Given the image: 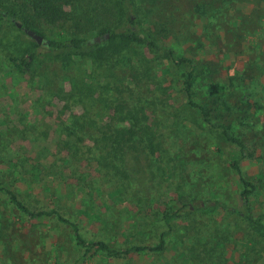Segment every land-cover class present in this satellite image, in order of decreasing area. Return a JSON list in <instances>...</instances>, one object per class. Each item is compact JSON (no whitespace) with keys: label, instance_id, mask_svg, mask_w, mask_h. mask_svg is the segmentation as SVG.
<instances>
[{"label":"rangeland","instance_id":"374dc122","mask_svg":"<svg viewBox=\"0 0 264 264\" xmlns=\"http://www.w3.org/2000/svg\"><path fill=\"white\" fill-rule=\"evenodd\" d=\"M219 1L131 0L124 6L131 8L126 14L138 20L137 30L194 59L193 100L203 106L212 124L226 123L254 150L251 157H241L240 166L255 184L249 201L252 215L257 216L264 213V0ZM104 5L113 9L112 17L100 15L97 31L69 24L41 25L39 33L45 39L41 59L27 72L17 70L9 57L23 55L34 40L3 21L0 185L13 189L30 206H59L84 236L116 249L155 244L165 231L164 248L128 254L96 249L83 255L69 226L49 217L28 219L0 193V264H264V220L252 231L244 229L241 185L230 165L238 147L226 142L219 128L206 124L201 110L185 99V64H175L163 50L137 42L113 54L106 64L101 55H110L101 38L95 42L98 46L85 50L46 48V39L93 40L99 29L130 25L119 22L118 0H72L64 6L70 12L84 8L83 16L87 11L86 17L92 18ZM104 76L116 82L111 100L118 92L122 104L134 106L133 112L125 110V125L141 116L146 127L142 150L130 153L127 168L135 176L124 197L117 193L119 185L112 177L97 176L98 164L109 165L112 160L107 150L95 157L87 148H83L86 156L73 148L66 151L67 143L78 139L71 125L73 115L81 112L72 94L74 85L93 83L91 99L98 104L107 94L102 89ZM211 81L222 86L216 97L207 90ZM241 115L256 117L262 133L241 125ZM161 133L168 135L164 141ZM91 142L86 139V144ZM85 181L84 192L77 186ZM188 202L195 208L180 212L168 229L162 211H176Z\"/></svg>","mask_w":264,"mask_h":264},{"label":"trees","instance_id":"16d2710c","mask_svg":"<svg viewBox=\"0 0 264 264\" xmlns=\"http://www.w3.org/2000/svg\"><path fill=\"white\" fill-rule=\"evenodd\" d=\"M72 0H0V27L3 25V21L7 20L10 23L15 25V21L18 20L23 27L30 28L35 32L39 33V28L41 25H73L79 29H86V32H91L98 28L100 23L99 16H104L105 19L111 20L113 9L110 7L103 6V9H99L98 13H93L92 18H87L89 15L86 11V15L82 12L84 8L76 11H67L65 9V4H70ZM121 3V17L120 23L126 22L128 27L118 29V27H107L98 30V35L101 39L106 41V50L108 55H101V62L106 64L110 62L113 54L120 53L126 46L131 43H144L150 49L163 50L164 54L175 64H185L187 66L186 72L182 77V87L185 93V99L187 102L199 108L203 114V119L206 121V124L211 127H217L220 129L222 137L226 142L234 143L238 147L239 154L233 157L230 161L231 167L234 169V172L237 174L241 188L239 190V195L242 200V214L245 230L252 231L254 225H262L264 220V213H261L257 216H253L251 213V206L249 201V194L255 188V184L248 180L240 166V159L243 156L251 157L254 153V150L249 147V145L244 142L240 136L234 134L230 126L224 122L218 124H212L208 118V113L204 110L203 106L196 103L193 98V82L195 79V70L196 63L194 59L178 55L171 46L157 44L156 41L151 37L149 33L143 29L137 30L135 24L138 20L135 15L126 14V10H131L130 7H125V3H131V0H118ZM224 0H220L219 3H223ZM201 9L206 10L207 7L204 4H200ZM75 10V9H74ZM105 13V14H104ZM104 14V15H102ZM125 16V18H124ZM94 18V19H93ZM124 18V20H123ZM112 23V22H108ZM16 26V25H15ZM16 28L25 33L22 28ZM97 31V30H95ZM109 33V37L105 38L104 35ZM41 34V33H39ZM42 35V34H41ZM43 36V35H42ZM44 37V36H43ZM96 38V37H95ZM95 38L93 40L89 37H65L61 39H46V48L48 50L53 49H67V50H82L86 48H93L98 46V43H95ZM40 44H37L35 41L32 42V47L27 50L23 55L18 57L10 56L9 60L12 65L19 70L20 72H27L32 67L39 62L41 59L42 52L39 50ZM101 53V51L99 52ZM92 62L97 64V61L94 59ZM98 66V65H97ZM132 67L135 66L133 63ZM138 76L139 80H143V76L140 72ZM116 85V82L104 76V82L102 84V89L106 92L103 100L99 101L97 104L96 98L92 101L91 97L93 95L94 84L93 83H84V81H78L74 85V90L72 94L78 99L81 106V112L73 115L72 118V127L74 134L78 137L77 141L72 143L68 142V150L72 148L74 153H82L87 155V153L93 157L97 154L99 155L102 151L106 150L109 152L108 155L112 154V160L109 165H104V162L98 164V178L106 174L112 179L115 180V185L117 186L118 194L121 197H124V191L131 190L132 178L135 174L127 168L132 159L130 158L131 152H136L137 150H142V137L145 132V126L143 124V119L141 116L133 119V124L131 126H126V115L125 110L129 112L134 111L133 104H122V98L119 97L118 92L114 100H111L109 95H112L116 92L113 90ZM222 89V86L218 82H209L207 84L208 93L216 97ZM221 105V104H220ZM225 109L229 110L228 105L225 106ZM240 121L241 125H244L246 128L254 129L258 133H262L263 127L259 124L256 117L244 116L241 115ZM149 127V126H148ZM164 136L167 138L165 133H161L160 140L164 141ZM86 139L92 141L90 144H86ZM159 139V138H158ZM83 148L89 149L83 151ZM135 149V150H134ZM102 150L101 152H99ZM61 154L65 153L60 150ZM83 151V152H82ZM102 152V153H103ZM73 153V154H74ZM146 152L143 150L141 152L142 156H146ZM167 152H165L166 154ZM154 157V156H153ZM116 160V161H114ZM125 166L126 168L121 166ZM115 171V172H114ZM117 182V183H116ZM124 185V187L120 186ZM81 191H86V181L82 184L80 183L77 186ZM151 191L149 190V193ZM0 193L9 200V202L26 218L28 219H40L44 217H49L54 221L69 226L72 231L73 240L75 243L83 249V255L87 253H93L94 250L100 249L108 253L114 254H128L130 252L138 251H162L164 248V236L166 232H162L160 235L159 241L155 244H131L126 246L123 249H116L108 245L107 242L101 239H93L84 236L78 224L66 216L64 212L59 208V206H42L35 207L30 206L24 202L19 195L11 188L0 185ZM215 204H219L222 207H227L224 203L219 200H213ZM201 206V203H199ZM192 208L195 206L191 202L184 203L176 211H162L161 220L163 224L170 229L171 221L179 216L180 212L190 213ZM6 228V227H5ZM198 230L202 231L203 228Z\"/></svg>","mask_w":264,"mask_h":264},{"label":"water","instance_id":"95a60500","mask_svg":"<svg viewBox=\"0 0 264 264\" xmlns=\"http://www.w3.org/2000/svg\"><path fill=\"white\" fill-rule=\"evenodd\" d=\"M15 25L18 28L22 26V24L20 22H18V21H15ZM23 31L25 32V34H27L28 36H30L37 44H41L44 41V37L41 34L35 32L34 30H32L30 28L24 27L23 28ZM104 37L105 38H108L109 37V33H106L104 35ZM98 41H99V37L96 36L95 42H98Z\"/></svg>","mask_w":264,"mask_h":264},{"label":"flooded vegetation","instance_id":"af4514ba","mask_svg":"<svg viewBox=\"0 0 264 264\" xmlns=\"http://www.w3.org/2000/svg\"><path fill=\"white\" fill-rule=\"evenodd\" d=\"M19 28H22V29H23L24 27H23V26H21V27H19ZM98 37H99V39H100V36H99V35H98ZM44 40H45V39H44Z\"/></svg>","mask_w":264,"mask_h":264}]
</instances>
